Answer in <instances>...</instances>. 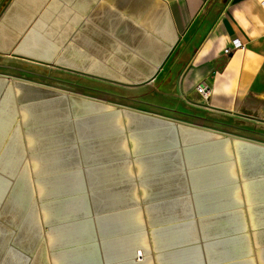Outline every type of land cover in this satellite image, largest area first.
I'll list each match as a JSON object with an SVG mask.
<instances>
[{"label": "crops", "instance_id": "obj_1", "mask_svg": "<svg viewBox=\"0 0 264 264\" xmlns=\"http://www.w3.org/2000/svg\"><path fill=\"white\" fill-rule=\"evenodd\" d=\"M0 264H264V0H0Z\"/></svg>", "mask_w": 264, "mask_h": 264}, {"label": "built area", "instance_id": "obj_2", "mask_svg": "<svg viewBox=\"0 0 264 264\" xmlns=\"http://www.w3.org/2000/svg\"><path fill=\"white\" fill-rule=\"evenodd\" d=\"M244 47V44H243V42H241V40H239V39H234V40H232V44H231V46L230 47H226V48H224L223 49V52L225 53V54H228V53H230L231 51H233V50H236V49H238V48H243ZM195 89H196V91L205 99L206 98V96L209 94V92H210V89H209V86H208V84L206 83H199V84H197L196 86H195ZM141 256V253H140V251H139V253H138V258Z\"/></svg>", "mask_w": 264, "mask_h": 264}, {"label": "rangeland", "instance_id": "obj_3", "mask_svg": "<svg viewBox=\"0 0 264 264\" xmlns=\"http://www.w3.org/2000/svg\"><path fill=\"white\" fill-rule=\"evenodd\" d=\"M127 89H128V88H127ZM128 91H133V89H130V90L128 89ZM133 92H134V91H133ZM117 99L119 100L118 97H117ZM127 100H128V101H131V102H134V101H135V100H133V99H132V100H131V99H127ZM127 100H124V99L122 100V99H120L119 101L125 102V101H127ZM245 133H247V132H245ZM248 133H249V132H248ZM248 133H247V134H248ZM248 136H252V135L249 133ZM252 137H254V136H252Z\"/></svg>", "mask_w": 264, "mask_h": 264}]
</instances>
